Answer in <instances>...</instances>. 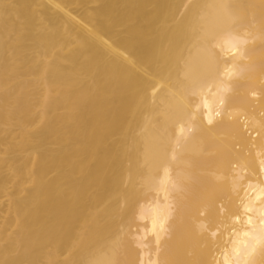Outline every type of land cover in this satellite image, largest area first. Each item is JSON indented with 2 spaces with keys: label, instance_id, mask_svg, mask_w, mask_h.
<instances>
[{
  "label": "bare ground",
  "instance_id": "obj_1",
  "mask_svg": "<svg viewBox=\"0 0 264 264\" xmlns=\"http://www.w3.org/2000/svg\"><path fill=\"white\" fill-rule=\"evenodd\" d=\"M0 264H264V0H0Z\"/></svg>",
  "mask_w": 264,
  "mask_h": 264
}]
</instances>
